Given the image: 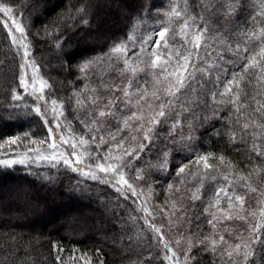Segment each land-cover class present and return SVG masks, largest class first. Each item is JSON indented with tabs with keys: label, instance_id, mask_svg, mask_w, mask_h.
<instances>
[{
	"label": "snow or ice",
	"instance_id": "snow-or-ice-1",
	"mask_svg": "<svg viewBox=\"0 0 264 264\" xmlns=\"http://www.w3.org/2000/svg\"><path fill=\"white\" fill-rule=\"evenodd\" d=\"M115 6V0H106L104 4L80 0L67 5L60 18L65 27H79L83 31L82 26L91 29L97 22L99 8ZM30 7L38 11L40 0H33ZM118 7L126 20L125 27L105 36L103 49L86 47L71 51L64 63L65 70L77 79L87 77L93 65L122 64L118 71H127V80L103 84L99 91L97 87L82 85L73 88L66 99L49 100L44 92L51 85L37 77L38 65L22 14L14 11L7 0L0 3V26L6 30L20 61L17 80L23 92H13L12 99L20 101L27 94L35 101L31 105H13L20 111L9 112L8 118H31L34 114L46 129L43 136L33 137L25 132L24 139L32 147L17 153V158H0V165H23L28 171H33L34 166L55 169L56 173L48 176L34 172L38 181L48 182L43 187L55 185L58 181L54 177L63 169L84 178L68 188L70 193L79 192L81 199H91L87 193L99 190L105 199L131 201L119 215L113 214L115 219L108 216L109 205L98 198L93 202L104 209L99 221L89 216L88 209L71 218L80 224L81 231H97L107 239L111 231H120L117 221L125 214L131 218V213H139L137 218L143 222L140 233L144 235L128 237L129 264H200L197 257L201 253L211 254L212 264H264V0L255 14L247 11L246 0H210L196 12L184 0L183 7L173 5L164 13L159 28L139 39H134L133 33L150 14L147 5L143 0L135 5L121 0ZM205 11L210 13L208 17ZM213 17L217 18L215 23ZM174 25L188 45L183 51L169 43L171 37L166 39ZM229 64L233 65L231 71ZM137 73L143 75L137 77ZM245 82L254 84L253 95L244 91ZM81 88L88 95H83ZM192 94H197V101L189 105L187 100ZM185 108L189 109L188 119L181 125V134L176 135L173 129L180 123ZM225 118L229 120L225 125L228 142L236 143L239 138L250 143L246 149V172L236 169L223 154L217 164L213 162L217 159L213 153L196 151V134L204 135L200 129ZM73 121L79 122L80 132L73 130ZM215 128L212 123L210 130ZM0 139V148H4L16 145L21 136L5 133ZM180 154L192 155L186 162H178ZM190 165L201 173V188L203 179L221 176L225 183L216 185L204 200L199 189L192 193V201L201 200L198 212L195 205L184 208L174 203L167 212L159 210L158 221L155 205L148 206L155 192L153 185L168 181L172 173L192 174ZM167 187L173 190L172 183ZM250 192L259 193L254 203L248 200ZM40 204L30 187L13 185L6 189L0 185V219L7 217L4 223L10 228L27 227L11 221L28 219L29 212ZM189 212L192 215L184 224L199 229L198 221L205 216L211 231L204 234L191 227H179L177 221ZM236 222H241L240 227H236ZM62 251L58 249L55 256L58 264H63L59 254ZM93 255L97 257L95 264H105L99 248ZM69 259L93 264L88 253Z\"/></svg>",
	"mask_w": 264,
	"mask_h": 264
},
{
	"label": "trees",
	"instance_id": "trees-1",
	"mask_svg": "<svg viewBox=\"0 0 264 264\" xmlns=\"http://www.w3.org/2000/svg\"><path fill=\"white\" fill-rule=\"evenodd\" d=\"M4 2L6 0H0V3ZM7 2L14 6V11L22 14L29 33L28 39L31 41L35 63L38 65L41 77L51 85V88H45L44 92L45 97L49 100L52 98L58 100L66 99L73 88H80L82 85H87L88 88L97 87L99 91L103 84H112L118 82L119 79L127 80L129 73L125 71L121 74L118 71L122 64L114 65L111 62L96 64L88 70L87 77L81 76L77 79L65 70L66 65L64 63L66 55L71 51L83 50L86 47H95L98 51L103 49L105 47V36L125 27L126 20L121 16L118 7L121 0H115L117 4L115 7L99 8V19L97 22L92 25L91 29L82 26L84 28L83 31L79 27H65V21L60 18V13L67 5L78 4L80 0H40L39 14H34L30 7L33 0H7ZM97 2L98 4H104L106 0H97ZM126 2L130 5H135L138 0H126ZM209 2L210 0H188V6L196 12L201 11L202 6ZM246 2L249 5L248 12L255 14L260 11L262 0H246ZM143 3L147 5L150 14L133 33L134 39L143 38L154 28H159L161 26L160 21L165 19L164 13L170 11L173 5L183 7L184 0H143ZM204 15L208 17L210 13L205 11ZM257 18L259 19V17ZM216 19V17H213V23H215ZM111 20L112 25L109 23ZM173 28L174 31H170L166 39L171 37L169 43L175 45L177 50L183 51L188 45H185L184 36L180 34L179 28L175 25ZM210 31H212L211 26ZM36 33H39V35H36ZM85 41H88V43L86 44ZM19 62L15 47L10 46V38L7 37L6 30L0 26V136L5 133L20 135L19 146L21 150H24L32 147L24 139L23 134L25 132L36 137L43 136L46 129L40 124L39 119L34 114L31 118H8L9 112L20 111L19 109H14L13 105H31L35 102L27 94H24L20 101H13L12 99L13 92H23L18 87L17 80ZM55 64L58 67L54 66ZM227 67L231 71L233 65L229 64ZM142 75L143 73H137V77ZM133 82L135 83V80ZM242 87L249 96L254 94V84L245 82ZM81 90L83 95H88L86 89L81 88ZM199 99L203 100L202 94ZM257 99H261V97L258 96ZM196 101L197 94H192L187 103L192 105ZM65 107L67 108V105ZM188 113L189 109L187 108L181 112L180 123L173 129L174 134H181V125L186 124ZM199 115V112H197V119ZM72 123L74 131L80 132L82 130L78 121H73ZM212 123L216 125L215 130H210ZM228 123V118L219 121L213 120L211 123L206 124L204 128H201L200 132L204 133V135L196 134L199 137L196 142V151L201 154L205 152L213 153L214 157L217 158L213 162L217 164L219 163L218 157L223 154L232 162L236 169L246 172L245 166L248 163L246 149L250 147V143L245 144L239 138H237L236 143H229L227 139L228 130L225 127ZM183 131H187L186 127L183 128ZM248 139L249 141L251 140L250 137ZM2 142V139H0V143ZM15 151L10 149L8 151L10 153L3 154L11 155ZM1 154L2 151L0 152V158H8L1 156ZM191 155L180 154L178 162H186ZM190 170L192 173L190 175L176 176L175 173H172L168 181L153 185L155 189L153 196L158 197L162 201V207L167 211L175 203L178 207L183 205L184 208L195 205V210L198 212L202 206L201 200L210 195L216 185L225 183L221 176L211 180L210 183H208L209 180L205 181L203 179V187L201 188V173L194 165H190ZM35 171H40L44 176L56 173L55 169L49 171L43 168L36 169L35 166L33 171H28L23 165H13L9 168L0 165V185L6 189L11 188L13 185L30 187L41 202L40 207L36 209L41 221L50 219L57 225L60 218L64 217L65 224L72 227L75 225L80 226V224L74 225L71 218L85 209L89 210L88 214L92 219L99 221L102 218L100 213L104 210L95 206L96 204L93 202L97 198H101L108 205L115 206L112 210V216L114 213L119 215L121 210L131 203V201H117L115 197L105 199V196L99 190L96 193H87V196L91 197V199H81L79 192L70 193L68 188L74 185L77 179L83 180L84 178L70 171L65 172L63 169L54 177L58 181L55 185L43 187L48 182L46 180L38 181L34 174ZM188 172L189 170L186 169V173ZM29 181H35V183L29 184ZM168 183L173 184V190L168 189ZM197 189H199L201 200L192 201L190 197ZM236 190L239 191L240 189L237 187ZM258 194L250 192L248 196L249 202L254 203ZM117 204H119V207H117ZM94 208L98 210L91 211ZM129 212H131V209H129ZM138 215L139 213H131V218H129L125 214L122 220L117 221L120 231H111L107 239L102 233L97 231H81V226L77 230H73L71 227L67 231L66 227L62 228L61 226H56L51 230L50 225L48 226L45 222L42 224V222L36 229L29 225L22 228H10L1 221L0 264H58L55 260L58 249H63L62 252H59L63 264H82L76 259H69L70 256L78 257L81 253L92 255L93 264H95L97 257L93 253L97 248L100 249V258L104 259L105 264H129L126 258V253L129 251L127 245L130 243L128 237L130 235L135 236L138 233L140 236L144 235L140 233L143 222L137 218ZM191 215L192 213L189 212L188 215L181 216L177 221V225L185 229L191 227L197 233L202 231L204 234H208L211 231V226L206 223L205 216H201L198 221L199 229H196L195 225L184 224L183 221ZM156 216V219L158 220L159 217L160 220V214L158 213ZM113 219H115V216H113ZM89 223H91V220ZM240 223L236 222L237 228L240 227ZM105 231L108 230L105 229ZM74 233L75 235L81 234L85 236L83 239H74L70 235ZM101 241L103 243H100ZM111 242L119 243V248L113 246ZM197 260L200 261V264H212L213 256L209 253H201Z\"/></svg>",
	"mask_w": 264,
	"mask_h": 264
},
{
	"label": "rangeland",
	"instance_id": "rangeland-1",
	"mask_svg": "<svg viewBox=\"0 0 264 264\" xmlns=\"http://www.w3.org/2000/svg\"><path fill=\"white\" fill-rule=\"evenodd\" d=\"M33 13L34 14H39L40 12H39V10L38 11H33ZM110 23V25H112V20L109 22ZM148 33H150V32H148ZM147 33V34H148ZM189 39H190V36H189ZM184 40H185V37H184ZM54 66H57L56 64L54 65ZM58 67V66H57ZM29 71V74H31V69H29L28 70ZM37 77H38V79L39 78H42L41 77V74H40V72H39V69H38V73H37ZM33 100H34V97L33 96H31V95H29ZM16 150L14 153H11V155L10 154H3V153H7L9 150ZM26 149H24V150H21L20 149V146H19V142H17V144L16 145H12V146H5L4 148H1L0 149V152L2 151V154H1V156H5V157H8V158H17V156H16V154L17 153H20V152H24ZM8 153H10V152H8ZM10 155V156H9ZM209 180V182L208 183H210L211 182V180L210 179H205V181H208ZM99 200H100V202L103 204V203H105L101 198H98ZM153 205H155V210H156V213L158 214H160V209H164L162 206V201L158 198V197H156V196H153L151 199H149V201H148V206L150 207V208H152L153 207ZM95 206H97V207H99V205H95ZM222 206L223 207H226V205L225 204H223V202H222ZM115 206L114 205H109V209H108V216L109 217H112L113 218V216H112V210H113V208H114ZM104 210V209H103ZM165 210V212H167V210L166 209H164ZM40 216L38 215V213H37V211H36V209L35 210H32V211H30L29 212V218L28 219H24V220H13V221H11V223H17V224H21V225H29L30 227H33V228H35L36 229V227L38 228L40 225H41V223L42 224H44V222L45 223H47L48 224V226L50 225V228H51V230H53V228H55L56 226H61L62 228H64V227H66L65 229L67 230V231H69V229L72 227V226H70V225H67V224H65L64 223V217H62V218H60V220L58 221V224L57 225H55L56 223L55 222H53L52 220H50V219H47V221L45 220V221H41L40 220ZM156 218H157V216H156ZM7 219V217H4L3 219H0V223H1V221L2 222H4V220H6ZM160 219H161V217H160ZM174 219H175V217H174ZM158 221H159V217H158ZM54 224V225H53ZM75 224H77L78 225V223H76V222H74V225ZM80 228V226L78 225V226H73L72 227V229L73 230H77V229H79ZM74 239H80V238H84V236L85 235H81V234H77V235H75V233L74 234H70ZM111 244L113 245V246H115L116 248H119V243H113V242H111ZM119 252H121L120 250H118ZM153 251H155V249H153ZM127 252V251H126Z\"/></svg>",
	"mask_w": 264,
	"mask_h": 264
}]
</instances>
